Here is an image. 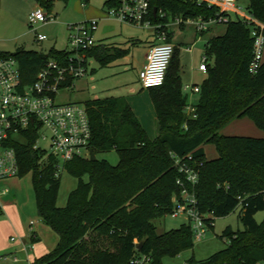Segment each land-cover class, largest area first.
Segmentation results:
<instances>
[{
    "label": "trees",
    "instance_id": "16d2710c",
    "mask_svg": "<svg viewBox=\"0 0 264 264\" xmlns=\"http://www.w3.org/2000/svg\"><path fill=\"white\" fill-rule=\"evenodd\" d=\"M34 1L48 10L51 7L50 0ZM149 1L153 18V8L170 17L216 15L214 6L192 0ZM247 1L248 13L264 22V0ZM116 3L105 0L104 6ZM250 30L248 22L231 15L224 33L206 41V78L200 84L194 116L185 110L187 96L179 77L178 47L174 46L163 84L148 88L159 125V133L152 139L124 96L87 100L90 149L95 155L115 150L118 162L86 157L64 162L62 167L77 178L64 206L57 205L58 159L34 149L35 132H24L27 141L15 143L19 176L31 172L37 214L58 237L55 248L34 259L33 264H130L140 254L150 256L148 264H163L165 256L192 248L188 224L159 234L153 223L155 218L171 214V198L180 193L176 180L181 173L170 153L192 155L190 164L198 172L196 197L202 212L220 217L238 207L243 224V229L225 227L220 235L226 242L224 248L202 260L189 258L185 264L264 261V217L255 219L258 211H264V136L220 133L230 121L243 117L264 131V61L255 73L249 71L253 57ZM167 35L170 41V32ZM106 48L92 46L85 56L98 53L97 59L105 65L127 51ZM8 55L18 60L22 82L30 83L46 60L63 62L68 52L22 46L12 53L0 51V57ZM205 144L214 146L216 157H206Z\"/></svg>",
    "mask_w": 264,
    "mask_h": 264
},
{
    "label": "built area",
    "instance_id": "2783aa9c",
    "mask_svg": "<svg viewBox=\"0 0 264 264\" xmlns=\"http://www.w3.org/2000/svg\"><path fill=\"white\" fill-rule=\"evenodd\" d=\"M198 4L216 8V15L207 18L203 16L175 15L168 17L162 9L154 11L149 0H117L115 5L106 7V15L120 22L136 25L141 28H153L156 42L151 44L146 53V61L138 71V79L143 88L161 86L164 82L174 44L167 40V28L171 24H191L198 32L210 28L214 24H225L230 16L237 15L250 24V34L253 38V57L249 71L255 73L264 61V22L254 18L239 5V0H192ZM50 16L40 7L29 15V23L34 28L36 24H44ZM98 26L97 18H89L77 23H69V48L63 62L49 58L41 66L30 83H23L18 60L13 55L0 57V181L19 176V162L15 143L27 141L24 132L34 131L36 134L33 148L45 151L58 159L60 165L75 157L89 158L91 141V124L85 105L69 102L59 103L56 95L62 88H70L73 81L86 75L87 60L85 51L96 44L94 32ZM34 40L41 43L47 38L45 34L35 33ZM41 51V50H39ZM207 57L201 58L199 69L206 72ZM198 94L200 86L186 85ZM187 112L194 116L195 104L186 106ZM174 166L181 173L176 180L180 193L173 195L174 204L172 216H182L184 223L191 228L193 238L200 240L208 229L214 225L212 212H202L196 197L198 172L190 164L192 155L178 156L170 153ZM8 188H3L5 194ZM34 220L29 223L31 234ZM11 240L15 241V237ZM31 240L20 242V250L26 254V264H33L28 252L33 249ZM12 261H18V256L4 255ZM150 256L140 254L134 256L130 264H148ZM257 264H264V261Z\"/></svg>",
    "mask_w": 264,
    "mask_h": 264
},
{
    "label": "rangeland",
    "instance_id": "374dc122",
    "mask_svg": "<svg viewBox=\"0 0 264 264\" xmlns=\"http://www.w3.org/2000/svg\"><path fill=\"white\" fill-rule=\"evenodd\" d=\"M50 1L51 7L49 10L40 4L37 6L50 16L46 23L38 24L34 27L36 28L35 33H42L47 36L41 43H37L34 40V28L30 25L27 18L32 9V4L38 3L34 0H0L1 52L12 53L20 46L30 50H41L43 52H48L52 47L56 49H68L70 46L68 41L70 30L67 27L69 23L82 21L86 16L87 10H97L101 15L104 12L106 13V6H104L105 0H88L85 3H83V0ZM238 3L246 11L248 1L239 0ZM168 17L170 18V16ZM98 22V31L102 30L106 33L102 38L111 36L107 39L114 40L117 43L120 41L118 45L120 47H130V51L116 56V59L107 65H103L96 57H88V71L86 75L75 79L72 87L62 88L57 93L56 101L59 103L74 102L85 105V102L89 99L103 98L110 95L118 96L138 84L139 67L145 57L148 42L153 38L152 29L122 23L112 17L99 18ZM173 26V28H170V31L173 29V32H170L173 42L180 48L189 47L194 44V50L202 47L208 37L220 35L225 31V24L211 25L201 35L196 34L191 24ZM130 37L137 38V42H128L127 39ZM196 38L197 40H195ZM181 54L185 55L186 58L191 55V53L183 52V50H181ZM249 136H253V134ZM204 148L208 157L216 153L212 144H205ZM96 158H104L111 164L118 162V156L115 150L98 152ZM62 166L60 165L58 171L60 174V189L57 196L58 206L65 205L69 192L77 185V178L68 173ZM5 187L9 191L6 193L7 195L0 196V200L15 202L23 219V223L25 221L29 223L31 221L29 219H33L34 221L40 220L37 214L31 172L28 171L18 177L0 181V193ZM238 214L239 208L237 207L226 216L215 217L213 228L207 230L203 239L197 240L193 238L192 248L185 249L175 256H165L162 259V263L185 264V261L189 258L202 260L224 248L226 242L220 235L225 227L230 226L234 230L243 229V224L239 220ZM263 217L264 211H258L255 214L257 221H261ZM0 218H3L2 213H0ZM153 223L155 224L156 232L160 234L179 227L180 224L184 223V218L182 216L175 217L171 214H166L155 218ZM44 226L46 228L41 232L42 238L36 240L35 248L40 251L44 249L43 253H46L55 248L58 237L49 227ZM2 228L3 232L7 234L8 239L12 237H15V240L19 239L10 217H8L7 222ZM28 230L30 234L29 225ZM32 237L34 235L30 236V240ZM0 258L3 259L4 256L1 255ZM19 258L21 257L19 256ZM18 264L24 263L19 262Z\"/></svg>",
    "mask_w": 264,
    "mask_h": 264
},
{
    "label": "crops",
    "instance_id": "0c3cea01",
    "mask_svg": "<svg viewBox=\"0 0 264 264\" xmlns=\"http://www.w3.org/2000/svg\"><path fill=\"white\" fill-rule=\"evenodd\" d=\"M38 5L39 4L33 3L30 13L33 10H35L36 8H39V7H37ZM30 13H29V15H30ZM29 15L27 18L28 22H29ZM102 17H108V16L106 15L105 12L101 15V13L97 10H87L86 16L83 20H86L89 18H97L99 21V18H102ZM38 24H41V23H38ZM38 24H36V25H38ZM173 25H176V24H171L168 26V28H167L168 33L173 32L172 31L173 29L170 31V28L174 27ZM151 29L153 31L152 32L153 38H152V40H150L148 42V46H147L146 52H145V57L140 64L139 70L143 67V65L146 61V53L148 51L149 46L156 42L155 30L153 28H151ZM194 30H195L196 34H200V35L203 34L205 31H207V30H204L202 32H198L195 27H194ZM105 34L106 33H104V31H102V30L98 31V26H97V29L94 32V37L96 40V44L94 46H99L102 48L109 47L110 49L119 48L121 50H127L126 53L128 51H130V47H127V48L126 47H120L118 45V43L120 41L117 43L114 40H111V39L108 40L107 39L111 36H106L105 38H102V36H105ZM34 38H35V36H34ZM209 38L210 37H208L206 39V41ZM137 40L138 39L135 37H130L127 39L128 42H132V43L137 42ZM195 40H197V38ZM206 41L204 42V45L202 47L194 50V48H193L194 44H192L189 47L180 48L176 45V43L173 42L172 39L170 40L171 43H173L175 46L178 47L179 77H180V80L182 83L183 93L187 96V103L188 104H190V103L196 104L197 100H198V94L192 92L190 89H187V90L183 89V87L186 85H198V86H200L202 81L206 78V72L199 69V64L201 63V58L204 55V47H205ZM109 48H106V49H109ZM181 50H183V52L191 53V55L186 58L185 55L181 54ZM110 52L111 51H108V53H110ZM97 54L98 53H95V52H92L91 54H87L86 60H88V57H92V56L96 57ZM115 59L116 58H114L113 60H115ZM188 59H190V61H188ZM113 60H110L107 64H109ZM87 64H88V61H87ZM107 64H105V65H107ZM137 80H138V84L135 87H132L128 91H124L123 93H121V95H118V96H124L126 98L130 107L132 108L134 114L136 115V117L140 121L141 125L145 129L147 135L152 139L155 136H157L159 133V125H158V121H157V117H156V112H155L154 105H153V102H152V99L150 96V90L147 88H143L141 86L138 78H137ZM110 96H112V95H110ZM110 96H105V97H110ZM113 96H115V95H113ZM185 110L187 111L186 107H185ZM243 130H245V131H243ZM244 132H247V133H244ZM220 133H222L224 135H248V134L250 135V134H253V136H258V137L264 136V131L259 129L258 127H256L255 124L253 123V121H251L247 117L237 118V119L230 121L228 124H226L224 127H222V130L220 131ZM203 148H204V145H203ZM204 152L206 155L205 148H204ZM216 156H217V152L211 157H208L206 155L207 158H214ZM6 193L5 194L0 193V196H5V195H7ZM0 213H2V216H3V218H0V256L1 255L4 256L7 254H13V255L18 256V259H19L18 261L15 262L9 258H3V259L0 258V264H18L19 262H23L25 264L26 263V254L20 250V242L21 241L28 242L30 240V236H33V235H34V238H36V240H40L42 238L41 232L44 231L46 228L44 226L45 224L43 225L42 221L39 219L35 220V224L33 226V232H32V234L31 233L29 234L28 225L30 222L28 223V221H25L23 223V219L20 215V212L17 209V204L15 202H11V201L0 200ZM8 217H10L11 223L13 224L15 231H16V234L19 237L18 240L13 241V240H11V238L8 239L7 234L3 232L2 227H4L5 223L8 220ZM30 220H33V219H29V221ZM34 243H35V245H33L34 246L33 249L30 250L27 254L29 259L32 261H34V259L45 254V253H43L44 249L42 251L37 250V248H35L36 241ZM39 254H41V255H39ZM19 256L21 258H19Z\"/></svg>",
    "mask_w": 264,
    "mask_h": 264
},
{
    "label": "water",
    "instance_id": "95a60500",
    "mask_svg": "<svg viewBox=\"0 0 264 264\" xmlns=\"http://www.w3.org/2000/svg\"><path fill=\"white\" fill-rule=\"evenodd\" d=\"M156 10H157V8H154V11H156ZM89 158H90L91 160H95V159H96V155H95V153L93 152L92 149H90V152H89ZM138 248H140V247L138 246Z\"/></svg>",
    "mask_w": 264,
    "mask_h": 264
}]
</instances>
